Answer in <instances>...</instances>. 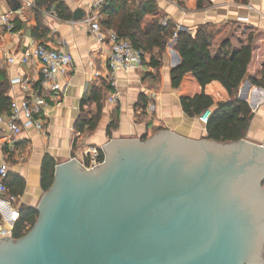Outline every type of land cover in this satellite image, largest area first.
I'll return each mask as SVG.
<instances>
[{
  "label": "water",
  "instance_id": "1",
  "mask_svg": "<svg viewBox=\"0 0 264 264\" xmlns=\"http://www.w3.org/2000/svg\"><path fill=\"white\" fill-rule=\"evenodd\" d=\"M103 148L96 168L56 167L0 264H264L263 146L163 131Z\"/></svg>",
  "mask_w": 264,
  "mask_h": 264
},
{
  "label": "crops",
  "instance_id": "2",
  "mask_svg": "<svg viewBox=\"0 0 264 264\" xmlns=\"http://www.w3.org/2000/svg\"><path fill=\"white\" fill-rule=\"evenodd\" d=\"M62 1L72 19H60L54 8L49 11L39 9L44 30L35 32L37 23L33 16L36 12L29 17L21 9L23 6L37 9L35 0H0V18L8 15L15 26L13 31H8L0 22L1 116H9L13 101L33 97L41 89L40 63L32 57L27 64L21 63L23 57L31 55L34 45L68 53L74 60L73 68L59 78L61 92L48 99L51 107L43 131L24 129L12 149L4 140L8 129L0 124V162H6L9 174L21 178L26 184L23 195L11 207L0 201V205L5 206L3 211L0 208V224L8 229L19 219L20 206L37 209L45 193L41 183L46 164L53 163L56 169L59 164L74 159L89 168L91 149H104L112 140L149 139L163 131L194 140L208 137L206 125L200 122V117L191 118L184 113L180 100L182 89L172 87L171 71L182 63L180 54L173 48L166 50L159 68L152 65V55L147 53L143 68L127 74L119 71L116 74L118 99L115 104H110L108 98L113 89L108 88L109 48L106 43L96 40L87 23L89 17H98L101 23L102 14L96 9L94 0ZM156 1L166 14L164 20L171 21L177 30L182 27L195 35L202 25L227 24L224 33L213 44L212 53L216 57L221 56L223 41L229 40L232 48L239 50L247 43L250 33L262 34L257 37L249 67L252 76L260 75L264 65V0H249L248 3L207 0L208 5L200 11L186 10L177 1ZM77 11L82 12V19H74ZM10 58L16 61L11 63ZM16 79L27 81V87L14 83ZM96 90L103 95L100 122L94 131L79 132L76 126L82 113L97 110V102L90 101ZM142 96L146 101L145 108L139 106ZM238 98L247 102L254 113L244 139L264 147V90L245 80ZM9 197L8 190L2 199Z\"/></svg>",
  "mask_w": 264,
  "mask_h": 264
},
{
  "label": "trees",
  "instance_id": "3",
  "mask_svg": "<svg viewBox=\"0 0 264 264\" xmlns=\"http://www.w3.org/2000/svg\"><path fill=\"white\" fill-rule=\"evenodd\" d=\"M189 11H200L208 5L207 0H170ZM248 3L249 0H241ZM36 8L23 6L21 9L36 20V31L44 30L39 9H55L62 20H71L72 15L62 0H35ZM101 27L112 30L122 39L131 41L136 49L152 55L151 63L159 68L168 48L176 50L182 63L171 71L172 87L182 89L181 105L184 113L201 117L206 111L212 115L206 125L207 139L217 142H237L245 138L254 118L249 104L238 98V92L245 80L264 90V65L259 76H252L249 67L254 57L256 40L262 34L252 32L247 43L234 50L229 40L222 42L221 56H213L212 47L224 33L227 24H205L195 35L187 30H177L171 21L163 23L166 14L156 0H108V6L101 10ZM34 32V35L37 34ZM258 37V38H257ZM37 38V37H36ZM108 88L112 91L110 85ZM101 92H93L90 101L97 102L96 112L82 113L77 123L79 132L94 131L101 119L103 105ZM140 108L146 107L145 98H140ZM148 138H144L147 140ZM105 160L102 153L101 161ZM6 180L11 197L23 195L26 184L17 176ZM55 164L45 165L42 170V189L47 192L53 185ZM8 180H10L8 182ZM264 185V184H263ZM39 212L36 208L19 207V219L13 228V239L23 238L36 224ZM2 216L0 215V223Z\"/></svg>",
  "mask_w": 264,
  "mask_h": 264
},
{
  "label": "built area",
  "instance_id": "4",
  "mask_svg": "<svg viewBox=\"0 0 264 264\" xmlns=\"http://www.w3.org/2000/svg\"><path fill=\"white\" fill-rule=\"evenodd\" d=\"M22 1L27 2V0ZM94 2L99 13L108 6V0H94ZM28 5H31V3L28 2ZM0 22L4 24L8 31H13L15 28L8 15L2 16ZM87 23L96 40L99 43H106L108 45V81L113 89L112 94L108 98V102L115 104L118 99L116 74L119 71L127 74L143 68L146 53L141 49H136L130 40L120 38L114 31H104L98 17H89ZM163 23L166 24L167 22L164 20ZM31 57L36 59L41 65L43 79L39 93L22 101H13L10 107V114L7 118L0 115V124L5 125L8 129V134L4 140L12 149L17 144L24 129L35 128L38 131L44 130L48 111L51 107L48 99L51 95H57L61 92L59 78L64 76L74 66V60L70 54L50 49L41 44L34 45L31 55L23 57L21 63L27 64ZM15 61V59H9L11 63ZM13 82L20 83L25 87L28 84L27 81L21 79H16ZM211 115V111H206L199 118L200 122L207 125ZM102 153L105 155L104 149L90 150L89 168H96L103 164L104 160L101 161ZM8 173L7 163L4 161L0 162V201L2 200L4 204L11 207L12 203L16 201V198L9 197L7 200L2 199L8 191L6 186ZM4 237L13 238V225L8 229L0 224V239Z\"/></svg>",
  "mask_w": 264,
  "mask_h": 264
},
{
  "label": "bare ground",
  "instance_id": "5",
  "mask_svg": "<svg viewBox=\"0 0 264 264\" xmlns=\"http://www.w3.org/2000/svg\"><path fill=\"white\" fill-rule=\"evenodd\" d=\"M0 208H1V210H2V209L4 210V209H5V206L1 204V205H0ZM6 208H7V206H6ZM3 210H2V211H3ZM3 213H5V212H3ZM10 216H11V215H10ZM5 217H6V216H5ZM7 217H8V216H7ZM8 218H9V217H8ZM11 219H12V218H11ZM5 220H6V219H5ZM6 221H7V220H6ZM10 221H11V220H10ZM10 221H8V222H10ZM11 222H12V221H11ZM8 224H9V223H8Z\"/></svg>",
  "mask_w": 264,
  "mask_h": 264
}]
</instances>
